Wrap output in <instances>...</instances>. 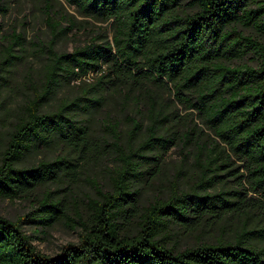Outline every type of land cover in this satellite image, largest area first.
I'll use <instances>...</instances> for the list:
<instances>
[{"label": "trees", "instance_id": "obj_1", "mask_svg": "<svg viewBox=\"0 0 264 264\" xmlns=\"http://www.w3.org/2000/svg\"><path fill=\"white\" fill-rule=\"evenodd\" d=\"M5 2L0 0V90L22 59L17 52L26 51L24 33L3 31ZM40 3L50 40L39 49L40 76L35 82L27 76L29 95L0 151V199H26L40 186L75 174L89 142L76 111L101 104L106 94L143 111L148 125L138 136L143 125L131 120L123 143L118 126L108 120L116 163L109 187L95 184L96 197L85 211L76 208L74 218L65 211L64 197L47 189L30 213L15 221L0 216V264H264V0ZM89 22L107 29L72 51L56 48L59 39ZM90 76L93 83L86 80ZM65 85L80 94L44 111ZM191 116L202 126L192 125ZM55 137L64 153L21 165L35 145L51 147ZM176 145L194 153L199 175L188 188L172 184L138 211L137 183L155 178L161 159ZM223 175H234L238 186L211 192ZM227 216L246 218L233 239L200 238L182 250L169 246L175 227L197 230ZM133 219L135 232L124 233ZM64 221L79 231V239L54 256L37 249L36 238L24 229L35 225L38 232Z\"/></svg>", "mask_w": 264, "mask_h": 264}, {"label": "rangeland", "instance_id": "obj_2", "mask_svg": "<svg viewBox=\"0 0 264 264\" xmlns=\"http://www.w3.org/2000/svg\"><path fill=\"white\" fill-rule=\"evenodd\" d=\"M5 4L9 11L1 21L4 26V33H10L12 29L16 32L24 33L26 38V51L22 54L21 61L18 62L14 72L10 76L8 86L0 90V151L5 147L8 135L12 130L18 109L29 95L30 89L26 79L28 75L37 81L44 63L39 49L48 44L50 32L46 25V17L42 11L40 0H6ZM78 20L79 16L72 9H67ZM86 29H75L66 37L58 40L56 48L59 50L72 51L74 48L84 46L96 35L98 29L106 30L107 25L98 22L85 23ZM91 31V33H89ZM4 41L0 40V50ZM92 83L93 76L86 78ZM80 94L76 86H62L55 97L48 103L44 111L53 109L62 98H73ZM178 113L185 116L186 111L179 108ZM190 118V117H188ZM192 125L194 123L201 127V123L195 116H191ZM76 119L79 123L88 127L89 142L85 146V156L77 162L75 174H69L59 182L46 183L40 186L28 198L0 199V216L12 221L20 216L30 213L34 207V199L41 195L43 191H57L59 196L65 199V211L68 217L74 218L76 208L85 211V203L89 198H95L94 185H98L107 190L109 187V169L115 166V154L113 152V127L109 125L110 119L121 134L122 142L129 140L131 133V120H139L143 125L138 133L141 136L148 125L143 111L137 112L131 105L125 103L124 98L106 94V98L99 105H90L87 109L76 111ZM137 136V137H138ZM64 153L63 145L59 138L55 137L51 147L35 145L29 155L23 160L21 165L36 164L40 160H53L59 154ZM194 153L189 148L185 150L180 145L174 146L163 158L157 169V175L153 179H144L137 183L140 190V199L137 210L140 211L148 205L154 198L164 196L174 183H179L181 188H188L199 175V169L195 164ZM238 161L233 163L236 168ZM242 169L235 175L242 173ZM224 173V172H223ZM239 180L234 179V175H223L218 179L211 192L232 189L238 186ZM246 222L244 216H227L219 220L216 224H207L197 230H188L175 227L170 235L169 246L176 250H182L186 246L195 244L200 238L203 240L215 241L219 238L233 239ZM136 221H127L123 227L124 233H134ZM24 229L27 234L35 237L34 244L41 252L54 256L58 254L62 247L69 243H77L79 231L72 229L67 222H58L49 228L36 232L35 225H26Z\"/></svg>", "mask_w": 264, "mask_h": 264}]
</instances>
